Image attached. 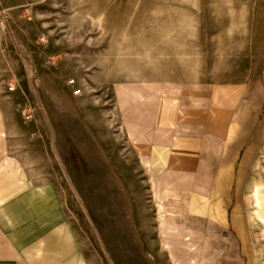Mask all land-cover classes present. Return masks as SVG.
Returning <instances> with one entry per match:
<instances>
[{
  "label": "rangeland",
  "instance_id": "1",
  "mask_svg": "<svg viewBox=\"0 0 264 264\" xmlns=\"http://www.w3.org/2000/svg\"><path fill=\"white\" fill-rule=\"evenodd\" d=\"M262 78L264 0H0L10 138L104 262L195 264L190 198L229 182L264 246V130L257 156L218 166Z\"/></svg>",
  "mask_w": 264,
  "mask_h": 264
},
{
  "label": "crops",
  "instance_id": "2",
  "mask_svg": "<svg viewBox=\"0 0 264 264\" xmlns=\"http://www.w3.org/2000/svg\"><path fill=\"white\" fill-rule=\"evenodd\" d=\"M247 91L248 105L239 121L226 128L218 162L226 155L222 167L231 173L242 148L248 159L252 152L257 156L264 130V78L249 84ZM10 137L0 103V264H165L158 257L116 263L87 255L54 184L39 176L38 155ZM228 137L231 144L224 149ZM230 187L229 182L219 196L190 198L195 264H264V246L253 244L241 198L231 199Z\"/></svg>",
  "mask_w": 264,
  "mask_h": 264
},
{
  "label": "built area",
  "instance_id": "3",
  "mask_svg": "<svg viewBox=\"0 0 264 264\" xmlns=\"http://www.w3.org/2000/svg\"><path fill=\"white\" fill-rule=\"evenodd\" d=\"M74 95H78L80 93V90L79 89H76L73 91Z\"/></svg>",
  "mask_w": 264,
  "mask_h": 264
}]
</instances>
